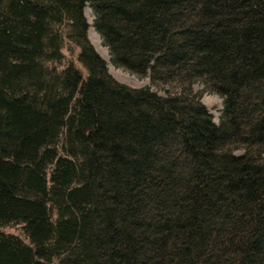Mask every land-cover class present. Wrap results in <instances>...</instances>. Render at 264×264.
<instances>
[{
	"label": "trees",
	"instance_id": "trees-1",
	"mask_svg": "<svg viewBox=\"0 0 264 264\" xmlns=\"http://www.w3.org/2000/svg\"><path fill=\"white\" fill-rule=\"evenodd\" d=\"M86 5L111 63L163 94L111 76ZM60 21L87 74L66 65L38 104ZM16 221L30 243L0 233V264H264V0H0V224Z\"/></svg>",
	"mask_w": 264,
	"mask_h": 264
},
{
	"label": "rangeland",
	"instance_id": "rangeland-1",
	"mask_svg": "<svg viewBox=\"0 0 264 264\" xmlns=\"http://www.w3.org/2000/svg\"><path fill=\"white\" fill-rule=\"evenodd\" d=\"M84 16L88 23L87 37L95 50L99 55L107 62L108 72L111 76L120 83L127 85L130 88H140L150 86L151 89L157 90L159 94H163L162 90H158L156 86L151 85L149 77L147 75L137 76L132 74L121 67L114 66L110 61L109 49L102 42V39L98 32L93 26L94 15L91 11V8L86 5L83 9ZM49 36H54L56 40V46L58 51L52 55V48L48 50L44 49L40 54L41 59V69H38V78L36 80H30L28 82V87L31 90L30 94L36 93L35 101L39 104L42 102L41 96L42 92L47 86L51 87V90L48 92L59 93L58 83H59V72L68 64L72 63L77 69H79L82 74L85 76L87 74L85 68L78 60L79 47L76 45L74 39L72 38V33L70 32V27L65 21L53 22L48 26ZM38 81V83H36ZM38 84H43L41 87ZM204 80L194 84V90L201 93L200 101L205 105L211 114L212 122L218 124L220 121V116L223 110V97L217 92L211 90L208 86L204 87ZM169 90L174 87V84L169 86ZM37 88L43 90L39 91ZM38 93V94H37ZM68 134H57V136L52 139L51 146L57 148L58 152L61 155L68 154L69 146L66 143V136ZM241 149H235V153H240ZM72 154V153H69ZM50 168L46 169L47 175L50 174ZM53 205L52 201H49ZM50 218L54 219L56 217V212L54 207L51 208ZM0 233L4 235L13 236L22 244H29L30 240L27 237L23 223L9 222L0 224ZM58 251L53 253H44L45 256H50L48 254H55ZM59 255H53L51 258L55 260L56 263L59 262V258L65 256L66 249H59Z\"/></svg>",
	"mask_w": 264,
	"mask_h": 264
}]
</instances>
